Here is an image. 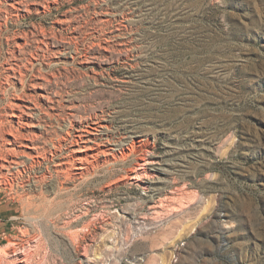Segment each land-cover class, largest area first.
Masks as SVG:
<instances>
[{
	"label": "rangeland",
	"instance_id": "obj_1",
	"mask_svg": "<svg viewBox=\"0 0 264 264\" xmlns=\"http://www.w3.org/2000/svg\"><path fill=\"white\" fill-rule=\"evenodd\" d=\"M0 26V264H264V0H0Z\"/></svg>",
	"mask_w": 264,
	"mask_h": 264
},
{
	"label": "bare ground",
	"instance_id": "obj_2",
	"mask_svg": "<svg viewBox=\"0 0 264 264\" xmlns=\"http://www.w3.org/2000/svg\"><path fill=\"white\" fill-rule=\"evenodd\" d=\"M19 109L22 111V115H24L25 112H23V111L24 110H31L32 107L30 105H24L23 107H20ZM98 128H105V127L103 125H100V127H98ZM98 128L93 127V128L84 129L82 133H80L79 135L75 136V138L72 141L73 142L72 147L75 145V147L77 146L79 148V150L72 151V154H70L68 157L67 156L65 157L66 158V161L60 162V164L58 165V170L56 171L58 177H64L66 180H70V179L76 178V177H79L81 179L84 176H86L87 173L90 172V170L92 168H94V166H95L94 163H93L94 161H92L89 156L86 157V156H83L82 154H79L77 156H74L73 154L74 153H77L79 151L86 152V151L92 149L91 147L90 148L87 147V145H88L87 143H88V140L89 139H92V136L95 135L94 134L95 132H93V130H97L98 131ZM36 138H31V139L28 140L29 142L23 144V147H25L27 151L33 153V155L31 153H29V154H24V156L27 157L28 159H30V161L32 160L33 163H36L35 160L36 159H39L41 157L43 158L44 161L47 159L46 156H44L46 153L43 154V153L40 152L41 147L39 145H37L38 143L36 142V140H37ZM16 141H17V138L15 137V143H17ZM134 145H135V143L133 142V145H131L132 148L131 149L128 148L131 153H133L135 151V146ZM122 150H123V152H126V148L122 147ZM34 153L36 155H34ZM115 154H116V150L113 149V147H111L107 151H104L103 152V155H105V156H115ZM126 155H128V154H123L122 157L123 158H126ZM46 201H44V202H46ZM51 201H52V199H51ZM44 204L45 203H42V205L41 204L40 205L38 204L39 207H40V209L42 210V212H40L41 214L38 215L39 217L36 218L34 216L36 219H38L40 221H42V219H44L46 217L48 218V216L52 215L55 212V210L58 209V207H62V204L63 203H59V202L58 203H55V200H53L52 202L49 201V203H46L47 205H44ZM64 204H65V202H64ZM55 206H56V209L54 208ZM66 206H68L67 205V202H66ZM28 207H31V208L34 207V204H32L31 202H29L28 203ZM37 210H39V209H37ZM56 212H58V211H56ZM39 223H41V222H39Z\"/></svg>",
	"mask_w": 264,
	"mask_h": 264
}]
</instances>
